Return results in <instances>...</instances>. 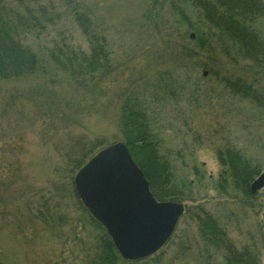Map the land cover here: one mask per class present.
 <instances>
[{"label":"trees","instance_id":"trees-1","mask_svg":"<svg viewBox=\"0 0 264 264\" xmlns=\"http://www.w3.org/2000/svg\"><path fill=\"white\" fill-rule=\"evenodd\" d=\"M154 1V5L161 8L168 3L170 10L180 17L177 33L175 31L171 42L166 43L170 51H164L157 59L161 67L150 71L154 75L148 74L149 69L143 70L141 88L119 93L118 137L143 172L153 197L158 201L183 204L182 217L186 208L182 197L192 190L194 181L179 175V167H193L198 184L206 177L192 160L188 162L182 150L165 148L163 151L165 126L160 118L167 109L164 104L170 101L178 106L176 113L172 109L173 123L168 127L175 128L180 119L185 134H193V141L201 142L193 130L192 121L197 115L192 109L190 112L181 109L184 104L188 107L200 102L201 79L205 80L210 73L223 95L238 98L264 116V0ZM61 3L64 14L81 31L84 45L67 42L69 40L59 30L57 35L51 36L64 16L62 6L43 4L38 0H0V83L31 76L54 82V76L60 75L75 85L87 87L90 83L97 85L112 71L109 37L104 25L95 21V11L85 0H61ZM182 68L187 74L178 76L176 71ZM201 70L199 76L195 74ZM62 132L61 138L56 134L59 138L50 143L62 154L63 172L71 174L70 183L74 185L63 192L58 186L53 208H49V195L43 209H34L33 215L55 228L51 230L55 236H62L63 227L70 223V218L68 212L62 210L61 201L69 196L78 201L86 220L80 217L79 223L83 227L75 236L80 254L78 257L74 253L70 255L71 264L80 258L83 264L158 263L160 257L156 254L170 241L173 232L154 252L128 259L121 255L105 225L91 214L79 196L78 173L110 145L103 138L75 135L67 128ZM215 150L220 170L217 179L211 181L214 189L228 196L241 195L245 200L257 198L259 192L252 194L250 185L262 172V165L231 140L220 143ZM56 172L60 170L56 169ZM55 183L53 181L52 185ZM191 218L197 222L206 260L220 259L222 262L218 264H261L259 246L260 240L264 241L263 221H258L257 229L250 233V242L238 246L230 237L226 222L204 205L198 206ZM85 223L93 229L86 232ZM83 230L89 238L86 250L83 248Z\"/></svg>","mask_w":264,"mask_h":264},{"label":"rangeland","instance_id":"rangeland-1","mask_svg":"<svg viewBox=\"0 0 264 264\" xmlns=\"http://www.w3.org/2000/svg\"><path fill=\"white\" fill-rule=\"evenodd\" d=\"M38 1L62 6L61 13L65 12L61 0ZM85 1L95 11V21L104 25L112 48L113 68L106 78L87 87L75 85L60 75L54 76V82L31 76L0 83V264H65L64 260L71 264L70 255L79 256V241L75 236L82 230L79 221L80 217L85 219V213L79 210L75 198L64 197L61 201L62 210L70 218V223L63 227V237L55 236L51 231L55 228L33 215L34 209H43L49 195V208H53L58 186L63 192L74 185L70 183L71 174L63 172L62 154L50 142L61 138L66 128L75 135L103 138L107 145L121 142L117 126L119 93L141 88L143 70L149 69L148 74L154 75L150 71L161 67L157 59L164 51H170L166 43L177 33L180 17L170 10L168 3L161 8L154 5V0ZM57 23L51 36L59 30L67 42L84 45L81 31L68 15L64 14ZM176 72L181 76L186 70ZM199 73L202 70L195 72L198 76ZM204 78L200 102L188 107L184 104L181 109L193 110L197 115L192 121L193 130L201 142H194L193 134H185L180 119L175 128L168 127L173 123L172 109L176 113L178 106L170 101L164 104L167 109L160 118L165 126L163 151L182 150V155L188 162L192 160L206 179L198 184L193 167L178 166L179 175L188 177L194 184L182 197L185 213L179 217L170 241L156 254L160 261L149 264L222 262L206 260L197 222L191 218L200 205L226 222L229 235L238 246L249 243V235L257 229L258 221L264 222V188L257 198L245 200L241 195L233 197L218 192L211 182L217 179L220 170L215 148L226 140L242 146L264 171V116L238 98L223 95L210 73ZM85 224L86 232L93 229ZM82 238L85 249L89 247V238L84 230ZM259 247L264 264V241L260 240ZM74 264L83 262L80 258Z\"/></svg>","mask_w":264,"mask_h":264},{"label":"water","instance_id":"water-1","mask_svg":"<svg viewBox=\"0 0 264 264\" xmlns=\"http://www.w3.org/2000/svg\"><path fill=\"white\" fill-rule=\"evenodd\" d=\"M76 185L85 207L105 225L128 259L158 249L174 231L184 208L181 203L153 197L123 142L108 146L90 161L78 173ZM263 188L264 171L251 183L250 191L256 194Z\"/></svg>","mask_w":264,"mask_h":264}]
</instances>
